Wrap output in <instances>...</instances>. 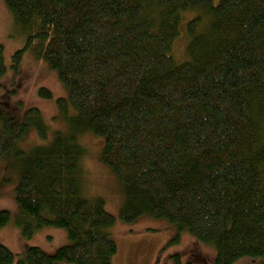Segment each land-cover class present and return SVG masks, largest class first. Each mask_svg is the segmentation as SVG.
Wrapping results in <instances>:
<instances>
[{
	"label": "trees",
	"instance_id": "16d2710c",
	"mask_svg": "<svg viewBox=\"0 0 264 264\" xmlns=\"http://www.w3.org/2000/svg\"><path fill=\"white\" fill-rule=\"evenodd\" d=\"M26 51L68 89V133L25 156L26 123L0 109V157L24 159L16 199L23 233L54 226L71 241L54 254L33 247L0 264H114L115 217L82 189L77 135L105 138L103 163L123 184L120 219L165 218L216 247L215 264L264 258V0H5ZM190 61L171 55L182 13ZM8 71L0 44V80ZM18 73V72H17ZM40 96L52 93L40 89ZM45 138L41 114L31 108ZM9 211H0V228ZM174 264L182 262L174 256Z\"/></svg>",
	"mask_w": 264,
	"mask_h": 264
},
{
	"label": "rangeland",
	"instance_id": "374dc122",
	"mask_svg": "<svg viewBox=\"0 0 264 264\" xmlns=\"http://www.w3.org/2000/svg\"><path fill=\"white\" fill-rule=\"evenodd\" d=\"M220 1L214 0V4L218 5ZM197 14L194 10L182 13L180 35L171 52L178 64L190 61L187 24ZM24 43L22 30L16 25L5 0H0V44L4 46L8 66L7 73L0 80V109L6 117L27 124V136L18 142L17 147L28 156L35 147L50 145L57 133H68L75 112L69 106L65 111L59 107L57 100L67 99L68 89L47 62L26 51L18 73L10 68L12 55ZM41 88L48 89L52 98L40 96ZM31 108L40 111L41 124L47 132L45 138L39 134L35 119L28 116ZM77 137L82 147L83 192L89 200L103 199L107 211L116 219L109 229L118 244L114 264H174L175 255H180L184 263L215 264L214 245L197 240L189 231L180 229L165 218H155L146 213L134 222L122 221L120 212L126 194L123 184L102 161L105 138L90 132H82ZM23 164L24 159L17 156L0 157V211L11 214L8 225L0 228V243L16 255V262L33 247L46 254H54L61 247L71 244L67 231L54 226L42 227L30 236L23 233L25 218L16 199ZM237 264H264V258H243Z\"/></svg>",
	"mask_w": 264,
	"mask_h": 264
}]
</instances>
